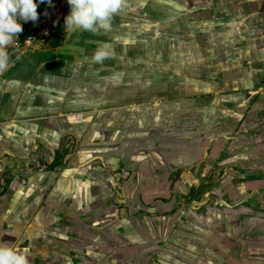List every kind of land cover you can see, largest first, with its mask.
I'll return each mask as SVG.
<instances>
[{
  "label": "crops",
  "instance_id": "0c3cea01",
  "mask_svg": "<svg viewBox=\"0 0 264 264\" xmlns=\"http://www.w3.org/2000/svg\"><path fill=\"white\" fill-rule=\"evenodd\" d=\"M64 21L0 75V243L30 264H264V0H125L95 35ZM204 192L214 251L183 216Z\"/></svg>",
  "mask_w": 264,
  "mask_h": 264
},
{
  "label": "clouds",
  "instance_id": "9594fccd",
  "mask_svg": "<svg viewBox=\"0 0 264 264\" xmlns=\"http://www.w3.org/2000/svg\"><path fill=\"white\" fill-rule=\"evenodd\" d=\"M52 5V0H39ZM125 0H67L70 13L65 17L66 30H84L92 34L112 30L113 18L123 10ZM38 4L35 0H0V74L8 71L10 57L8 49L18 44V35L23 32L21 22L38 21ZM114 53L109 46L101 45L91 59L103 63ZM30 249L15 244L0 243V264H30Z\"/></svg>",
  "mask_w": 264,
  "mask_h": 264
},
{
  "label": "rangeland",
  "instance_id": "374dc122",
  "mask_svg": "<svg viewBox=\"0 0 264 264\" xmlns=\"http://www.w3.org/2000/svg\"><path fill=\"white\" fill-rule=\"evenodd\" d=\"M42 4H44V3H40L39 6H42ZM206 187L205 188L202 187L201 190L204 191L206 189ZM193 190H195L196 193H197L199 191V188L198 189H193ZM173 195H176L177 196V194H173ZM178 195H182L183 196V194H181V193L178 194ZM196 196H199V195L196 194ZM196 196L194 195V197H190V198L188 197L187 198V200L185 202V206H184L185 208L183 207L184 208L183 209L184 210L183 216L185 215L187 218H189L188 219L189 221L192 220V222L196 226L204 227V229H207L208 231L210 230V233L209 234L208 233H205L204 234L205 236L202 235L200 237L203 240L204 239H207V242H204L203 243V244H206L207 245V247H204V248L205 249H208V250L213 249V251H214V247H213L214 244L213 243H216L218 241V242H222L223 244H225L226 243L225 240L227 239V237H226L227 235L225 234L224 231L223 232H221V231H213L212 232L211 231V229L213 227H215L218 224V222H220L219 219L217 220V219H215V217H211L210 216V214H211V208L214 207L213 206V200L209 196L207 197L205 192H204L203 197L201 199H198L199 197H196ZM195 197H196V199H195ZM119 203L120 202H118V201L115 200V205L116 206H118ZM126 205L127 206L130 205V203L129 202L125 203V200H124L123 206H120V207L118 206V208H117V211L121 212L119 214L121 216H123V217H126V215H125V212H127ZM178 205H177V207L171 209V212H176V211L178 212L179 211ZM191 206H192V208H191ZM218 212L219 213L220 212H223L224 213L223 207L222 208H219ZM220 214H219V217H220ZM170 217H172V215ZM183 219L181 217L179 220L178 219H176V221L175 220H170V222H172V221H175V222L180 221L181 223L182 222L188 223L186 220L183 221ZM223 220H224V218H223ZM215 222H217V223H215ZM190 227L193 229L192 226H190ZM250 234L252 235L253 233L251 232Z\"/></svg>",
  "mask_w": 264,
  "mask_h": 264
},
{
  "label": "built area",
  "instance_id": "2783aa9c",
  "mask_svg": "<svg viewBox=\"0 0 264 264\" xmlns=\"http://www.w3.org/2000/svg\"><path fill=\"white\" fill-rule=\"evenodd\" d=\"M53 6L45 9H37L38 21L21 22L23 32L18 35V44L12 49L29 48L34 45L47 43L51 35L61 37V32L57 30L59 22L63 21L66 14L70 11L67 0H52ZM1 75V74H0Z\"/></svg>",
  "mask_w": 264,
  "mask_h": 264
},
{
  "label": "trees",
  "instance_id": "16d2710c",
  "mask_svg": "<svg viewBox=\"0 0 264 264\" xmlns=\"http://www.w3.org/2000/svg\"><path fill=\"white\" fill-rule=\"evenodd\" d=\"M35 2H37V0H35ZM47 6L48 5L46 4V5L42 6V7H37V9H39V10L45 9V8H47ZM57 30H59V31L61 30V22L58 23ZM61 39H62L61 37H59V36H57L55 34H52L51 35V39L49 41L50 46L58 45Z\"/></svg>",
  "mask_w": 264,
  "mask_h": 264
},
{
  "label": "flooded vegetation",
  "instance_id": "af4514ba",
  "mask_svg": "<svg viewBox=\"0 0 264 264\" xmlns=\"http://www.w3.org/2000/svg\"><path fill=\"white\" fill-rule=\"evenodd\" d=\"M193 223V222H192ZM192 223H190V222H188V224H190V225H192ZM199 229H201L203 232H208V234L210 233V230L208 231L207 229H204V227H199V226H197ZM216 230V228H212L211 229V231L213 232V231H215Z\"/></svg>",
  "mask_w": 264,
  "mask_h": 264
}]
</instances>
